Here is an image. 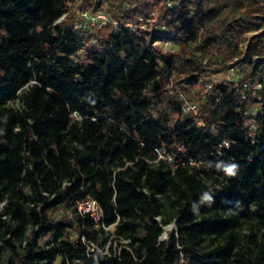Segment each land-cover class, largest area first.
Returning a JSON list of instances; mask_svg holds the SVG:
<instances>
[{
	"label": "trees",
	"instance_id": "1",
	"mask_svg": "<svg viewBox=\"0 0 264 264\" xmlns=\"http://www.w3.org/2000/svg\"><path fill=\"white\" fill-rule=\"evenodd\" d=\"M77 2L123 24L75 29ZM179 10L198 45L172 57L156 46L176 37L129 25ZM207 59L239 80L194 113L164 75ZM89 198L100 223L78 211ZM58 261L264 264V0H0V264Z\"/></svg>",
	"mask_w": 264,
	"mask_h": 264
},
{
	"label": "rangeland",
	"instance_id": "2",
	"mask_svg": "<svg viewBox=\"0 0 264 264\" xmlns=\"http://www.w3.org/2000/svg\"><path fill=\"white\" fill-rule=\"evenodd\" d=\"M80 5L81 4L77 2L75 6H70V11L73 13V15H76L74 20L75 24L81 22L79 13L82 11L79 9ZM193 14V10H179L178 13L175 14L176 17L174 18V20H172L171 23H168L166 21L164 22L163 20H161L160 13L154 12L150 14L148 18H140L138 24L129 23V25L131 27H135L136 29L139 28L141 31L146 32L153 31L157 28L162 27L167 33L176 37L178 39L177 42H171L168 44L162 43L156 46L157 49L160 50L164 55L172 57L180 53L183 49H185V47L190 46L194 49L198 45L194 43L192 39H190L189 34L186 33L184 30L185 26L191 22ZM66 16L67 15H65L64 18ZM108 16L110 18V22L107 23V26L105 25L106 27L103 26V29L96 28L99 30L91 31L92 29L90 28H84L82 30L87 31L88 35L93 32L95 35L94 37H97L99 39L107 37L115 28L120 26L119 24H123L121 21L115 18L113 14L108 13ZM64 18H62V20ZM250 37H252V35L247 36V38ZM91 43V41H88V44ZM243 51H245V48ZM191 52L194 55L200 56V54L197 53V51L195 50H192ZM245 55L247 54H244V56ZM229 67L231 68L228 70H220L218 66L210 65V62L207 59L204 60V70L199 73L193 74V76L179 75L175 72L167 70L165 71L164 75V89L166 90L167 95L183 102L184 107H186V105H196L198 108H200L203 103V99H201V97L205 92V87H207L209 84L221 82H227L232 84L233 86H236L238 84L239 77L237 76L236 69L234 70L233 68L235 67L234 63L230 64ZM191 77H198L199 82H197L196 85L189 84L188 80ZM15 104H18V102H16ZM166 105V102H163L162 107H165ZM260 110V105H254L250 108L248 113L249 120L247 122V125H249L250 127H253L255 125V118L256 115L260 112ZM173 229L174 226L171 225L169 227V230H167V232L164 234L163 238H166L168 235V231H171ZM59 263L60 262L58 261L56 264Z\"/></svg>",
	"mask_w": 264,
	"mask_h": 264
},
{
	"label": "built area",
	"instance_id": "3",
	"mask_svg": "<svg viewBox=\"0 0 264 264\" xmlns=\"http://www.w3.org/2000/svg\"><path fill=\"white\" fill-rule=\"evenodd\" d=\"M79 15L81 22L75 24V29L78 30H82L84 28L85 29L102 28L103 26L107 25V23L110 22V18L108 14L104 12L91 13L88 11H82L79 13ZM157 29L160 32L164 31L162 27ZM245 96L246 95H244V98ZM186 108L187 110L192 111L194 113H197L199 110V108L196 105H186ZM200 124L204 125L202 122H200ZM221 147H228V144L224 143ZM156 152L159 160H164L169 163H173L174 157L171 153L163 150H156ZM77 208L81 216L83 217L91 216V218L96 223H100L104 218V214L99 203L92 198L79 202ZM101 253L104 255L108 254L107 250H105L104 252L101 251Z\"/></svg>",
	"mask_w": 264,
	"mask_h": 264
},
{
	"label": "clouds",
	"instance_id": "4",
	"mask_svg": "<svg viewBox=\"0 0 264 264\" xmlns=\"http://www.w3.org/2000/svg\"><path fill=\"white\" fill-rule=\"evenodd\" d=\"M234 168L235 166L233 165L232 167L227 168V172L231 175L234 174Z\"/></svg>",
	"mask_w": 264,
	"mask_h": 264
},
{
	"label": "water",
	"instance_id": "5",
	"mask_svg": "<svg viewBox=\"0 0 264 264\" xmlns=\"http://www.w3.org/2000/svg\"><path fill=\"white\" fill-rule=\"evenodd\" d=\"M170 227V226H169ZM169 227L166 228V230H169Z\"/></svg>",
	"mask_w": 264,
	"mask_h": 264
}]
</instances>
